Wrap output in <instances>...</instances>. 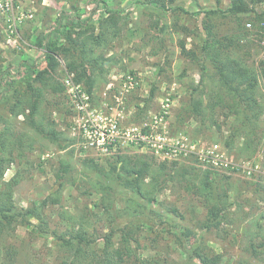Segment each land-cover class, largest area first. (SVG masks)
<instances>
[{
  "label": "rangeland",
  "instance_id": "rangeland-1",
  "mask_svg": "<svg viewBox=\"0 0 264 264\" xmlns=\"http://www.w3.org/2000/svg\"><path fill=\"white\" fill-rule=\"evenodd\" d=\"M21 1V12L31 13V17L20 20L17 12H0V73L9 69L13 81L6 98L0 100V156L12 157L1 180L16 179V205L37 206L39 222L47 225H20L11 237L7 236L6 243L18 250L16 264H60V236L78 226L101 246L103 235L115 224L110 221L113 216H117L115 225L141 227L144 256L199 264L182 249L197 238L190 234L196 230L197 219L205 215L203 200L173 181L157 193L151 174L142 182V191L148 193L144 198L135 189L139 182L136 186L128 183L138 179L128 177L120 169L122 159L140 155L152 158L154 168L166 163L178 175L189 173L191 180L186 183L191 189L209 172L210 178L227 191L223 202L227 218L219 231L206 233L202 242L221 255L219 264H264V249L258 248V253L253 254L250 248L264 236V140L258 145L249 141L243 144L241 137L232 135V118L225 117L227 110L221 108L216 94L219 83L212 55L201 49L206 36L204 22L212 26L223 43L232 38V18L220 12L212 18L205 14L209 9L227 7L230 0H221L219 5L215 0H164L166 7L162 9L138 0ZM94 9L92 22L82 28L75 46L63 35L59 37L58 44L73 48L58 55L56 69L43 84L22 76L23 61H36L38 68L45 66L44 55L34 40L54 27L58 13L66 11L84 18ZM256 11L264 13V0ZM110 15L114 16L113 21ZM13 20L15 31L8 38V25ZM262 33L249 34L240 48L233 39L229 43L234 56L244 58L255 69L264 61ZM97 35L101 37L95 39ZM181 42L189 51L187 54L181 51ZM70 60L79 64L78 71L85 69V75L92 79L90 92L86 91L85 78L75 81L76 73L68 68ZM1 77L5 79L6 75ZM61 85L63 89L55 88ZM69 85H79L89 95L92 108L117 117L119 124L155 130L166 141L185 143L186 151L177 155L155 154L150 145L132 144L121 145L108 155L94 149L84 151L71 129L77 113L69 97ZM36 92L40 93L39 103L31 121L25 108ZM258 96L264 101L263 89ZM192 99L199 100L200 113L188 107ZM259 126L264 129V102ZM215 143L220 159H227L228 166L198 158L196 151ZM231 165L240 168L237 171ZM147 195L153 201L147 208H139L138 204L145 205ZM43 199L45 206L40 205ZM107 202L112 204L109 211ZM160 213L166 221L158 217ZM182 215L185 219L180 218ZM118 237L115 235L114 239ZM2 255L3 244L0 262Z\"/></svg>",
  "mask_w": 264,
  "mask_h": 264
},
{
  "label": "trees",
  "instance_id": "trees-1",
  "mask_svg": "<svg viewBox=\"0 0 264 264\" xmlns=\"http://www.w3.org/2000/svg\"><path fill=\"white\" fill-rule=\"evenodd\" d=\"M138 1L156 9L166 7L164 0ZM215 2L219 5L221 0H215ZM260 2L261 0H230L229 5L223 9L218 7L207 10L205 14L208 18H212L217 12H220L224 17L232 18L235 23L234 33L232 38H228L229 42L225 44L215 36L212 26L208 22H204L206 36L202 38L201 45L203 52L212 55L211 60L214 62V69L219 83L216 85V94L218 101L221 103V108L228 112H225V117L232 118V135L241 137L243 144H247L249 141L254 142L256 145L264 140V129L259 126V118L263 113L264 101H261L258 96L260 89L264 91V61H260L256 69L250 67L244 58L240 59L239 55L238 57L234 56L235 51L229 48V43H232L233 39L238 43V48H240V44L245 42L252 32L261 31L264 34V13L256 11V7ZM95 10L88 12V15L84 18L70 15L66 11L58 13L54 27L47 33L38 34L34 40V44L44 55L45 66L38 68L36 61L32 63L23 61L20 63V66L25 69L22 76L25 75L26 78H32V80L43 84L49 78V75L52 73L51 71L56 69L59 61L58 55L61 52H69L73 48L70 45V47H65L58 44L59 37L63 35L70 44L75 46V43L79 41L80 32L83 31L82 28L89 26L88 24L92 22V15ZM109 19L113 21L114 16L110 15ZM246 19L249 20L250 27L245 26ZM260 23H263V25H260ZM77 27L81 29L74 31ZM100 37L101 35H97L95 39H99ZM180 49L185 54L189 52L186 50L183 42L180 43ZM78 66L79 64L77 65L73 60H70L68 63L69 70L76 73L75 81H82L85 78L86 91L90 92L92 79L85 75V69L78 71ZM202 72H205V67H203ZM10 73L9 69H5L0 73V79H2L1 76L6 75L5 79L0 80V100L6 98L7 92L13 87V81L9 76ZM28 86V88L32 89L30 83H28ZM55 88L63 89L64 87L61 85ZM34 94L35 97L25 108V110H28V113L25 114L31 121L37 111L38 99L40 97L39 92ZM223 95L225 96L223 97ZM188 107L191 111L200 113L199 100L192 99L188 103ZM25 110L21 112L24 113ZM128 159L121 160L122 165L120 169L128 177L134 176L138 179L128 183L129 185L135 184L136 186L139 182L135 189L139 193L144 194L142 195L144 198L145 194L148 193L142 191L143 181H145L146 176L148 177V174H151V183L155 192L162 191L168 186L170 181H173L188 188L191 193L193 192L195 196L203 200L206 208L205 215L202 219H197V222H195L196 230L194 231L193 229V232L190 234L191 236L195 234L197 238L194 243L184 244L182 250L187 254L188 258H192L194 262H198L199 264H219L221 255L208 248L202 242V239L206 233L219 231L221 224L227 218L225 208L223 207L227 191L223 188L221 189L219 183L210 178L209 172L205 173L199 185H193V189H191L190 183H186V181L191 180V176L187 172L179 173L178 175L166 163H161L154 168L152 158H146L144 155ZM11 162L12 157L0 156V245L3 244V255L0 264H16L18 250L14 245L7 244L6 240L7 236L11 237L13 235L17 226H37L39 223L47 225L45 221L39 222L41 216L37 206L23 208L16 205L13 199V187L17 184L16 179L9 181L1 180L5 168ZM150 170L152 171L150 172ZM152 201L151 195H147L145 205L138 204V207L147 208V205ZM40 205L45 206L46 200L43 199ZM106 207L109 211L112 208V204L107 202ZM171 211L176 212V209L171 208ZM120 215L122 214L120 213ZM164 216L162 213L158 214L160 219L166 221V217ZM116 217H111L110 221L116 224ZM180 218L185 219L183 215ZM115 224H111L112 227H110L107 234L103 235V244L101 246L97 245V240H90L84 229L79 226L70 230L69 233L61 234L62 259L60 264H178L171 258H148L144 256L141 252L140 226H128L127 224L118 226ZM115 235L119 236L116 240L114 239ZM3 238L6 239L4 240ZM250 248L253 254L258 253V248L264 249V236L262 241L257 243V245L251 244Z\"/></svg>",
  "mask_w": 264,
  "mask_h": 264
},
{
  "label": "built area",
  "instance_id": "built-area-1",
  "mask_svg": "<svg viewBox=\"0 0 264 264\" xmlns=\"http://www.w3.org/2000/svg\"><path fill=\"white\" fill-rule=\"evenodd\" d=\"M21 3V0H0V12L2 14L17 12L21 15L20 20L23 17H31V13L25 15L21 12ZM14 22L16 24V21L13 20L8 25L10 27L8 38H11L15 31ZM247 26L249 27L250 23H247ZM66 82L68 83V81ZM67 90L73 103V108L77 113L71 129L73 134L79 138L80 146L84 151L94 149L100 154L108 155L112 154L121 145L130 144L150 145L155 150V154L177 155L183 150L186 151L185 143L179 144L178 141L171 143L166 141V137L161 133H157L155 130L150 132L145 127L123 126L119 124L121 121L117 117L105 114L99 108H92L90 103H88L90 102L89 95L79 85H69ZM191 150H194L193 147H191ZM218 151V144L215 143L206 150L200 149L196 151V154L198 158L210 161L216 166H220L217 164L218 162L222 164L221 166H228L229 162L227 159H224V161L220 159ZM231 168L238 171L240 167L231 165Z\"/></svg>",
  "mask_w": 264,
  "mask_h": 264
}]
</instances>
